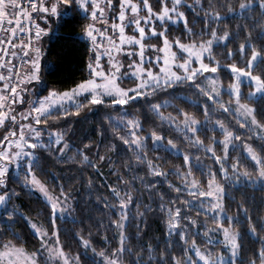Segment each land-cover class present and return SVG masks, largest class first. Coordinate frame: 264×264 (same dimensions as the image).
<instances>
[{"label":"snow or ice","instance_id":"6c2138e0","mask_svg":"<svg viewBox=\"0 0 264 264\" xmlns=\"http://www.w3.org/2000/svg\"><path fill=\"white\" fill-rule=\"evenodd\" d=\"M187 3L188 0H171L169 7L167 0H157L156 7L160 10L154 11L149 0H142V4L132 3V0H119V11L115 12L109 23V13L115 10L113 0H0V68L7 71V75L0 72V129H7V132L0 131V205H3L0 208V248L3 249L0 251V264H19L20 249L16 243L10 239H2L7 234L15 241L21 239L20 233L13 228L18 218L25 220L26 226L40 241L35 252L26 258L28 264H37V256L42 250H47L49 257H58L59 264H86L89 260L93 264H121L126 253L131 255L132 249L127 245L129 236L125 231L130 216L138 219L135 236L139 238V221L145 219V213L153 212L154 209L149 204L141 211V201L137 199L135 211L131 212L134 193L129 187V181L124 180L114 165H110V169L117 171V180L123 183L109 184L108 196L95 197V202L101 203L108 214L107 224L101 226L115 230L113 237L117 246L111 247L108 254L103 249L97 252L91 239H86L78 232L73 235L77 245L82 247L75 256L65 254L62 247L50 248L46 238L48 233L38 228L17 206L9 205V201L19 195L13 187L14 182L30 193L42 197L50 210V235L59 246L57 215L63 217L66 212H74L75 209L69 203L73 198L65 191L58 175L48 169L44 170L46 163L53 159L75 160L79 156L81 165L96 169L95 160L85 154L92 147L96 148L95 155L99 160L106 158L100 155L99 142L83 147L75 146V142L68 135L71 125L57 130L51 126L48 117L51 116L53 121L66 123L63 121L64 117L79 115L82 109L100 105L121 108L122 115H109L105 119L125 130V134H121L113 128L114 136L121 143L110 144L113 155H129L130 162L123 164L125 169L147 165V175L156 178L158 183H161L159 177L166 180L167 171H176L178 176L184 177L179 187L168 183V188L176 193L175 199L165 201L164 194L157 193L160 203L155 211H167V233L157 238L155 245L142 244L140 252L132 257L131 264H245V260L246 264H264V236L259 234L264 232V218H253L249 215L246 203L236 200L235 195L229 191L234 186L241 185L264 188V103L253 105L242 102L244 94L241 91V85L246 81L251 85L246 94L247 99L264 101V0H238L235 6L222 4L224 12L205 11L203 16L198 17L204 21L198 32L193 27H188L185 13L179 10ZM194 4L204 8L200 0H194ZM145 9L147 15L140 16V11ZM126 10H130L132 15H127ZM33 16L40 22L33 19ZM53 17H56L55 21H52ZM233 18L247 23H239L234 30H225L222 34H218L217 29L211 27L213 21ZM50 21L54 23L57 33L60 29H67L73 34V40L82 39L86 50L94 54L95 59H90L87 64L88 78L76 83L70 90H47L45 95H39L40 91L47 89L42 76L44 53L41 41L52 31L41 24H48ZM25 23L28 27H23ZM157 24L160 25L159 30ZM176 24L184 25L180 29L181 36L170 40L169 33ZM126 26H131L133 32H138V36L125 35ZM241 34L243 40L237 41L236 37ZM22 35L26 36L27 42L20 40ZM185 37L188 43L182 42ZM153 38L157 43H145ZM14 40L19 43H13ZM104 41L111 47H106ZM230 41L233 47L228 46ZM174 46L176 51L172 50ZM217 47L224 49L225 59L234 62L222 64L216 60L213 50ZM148 51L153 54L146 55ZM120 56H125L130 63L125 65ZM103 57H106V64L102 63ZM14 60L28 66L25 73L18 71ZM235 61H242L244 67H239ZM52 68L54 66L49 67V70ZM257 68L259 72L256 71ZM218 69H227L233 77L226 89L216 86L214 76ZM201 77H205L211 86L201 83ZM128 79L133 81V86L122 87L120 82ZM181 87L191 89L198 97L205 99L207 103L204 105H199V100L189 101L203 112V120H198L178 105H172L170 100L148 103L147 106L162 122L166 120L170 126L181 128L187 139L192 140L198 147H204L205 152L218 165L215 171L209 168L207 172L210 177L207 190L201 188L200 181L192 177V167L200 166L198 160H194L192 156L181 154L186 169L184 173L174 169L162 171L152 160L147 159L145 149L149 139L153 142V149L171 148L175 152H179V149L170 139L167 144H163L165 137L162 133L151 131L146 135H139L143 131V123L139 118H129L127 111L126 106L130 103H139L142 100L147 102L149 98L156 100L157 95L164 92L173 95L175 99L188 100V97L177 94V89ZM222 91H227L234 99L222 102ZM25 102L29 108L23 114H16L15 106H23ZM214 104L225 113L234 112L240 121V130L249 133L248 137H242L220 125L219 130L224 133L221 155H216L214 147L204 145L196 135L202 127L209 126L210 108ZM166 107H175L176 113L182 115L183 119L179 120L171 114L166 116L161 111ZM53 113L58 115H52ZM218 124L219 122H212L210 126L215 129ZM248 139L258 142V150L247 143ZM73 148L75 151L69 156L67 153ZM230 151H237L238 154L232 156ZM107 159H112V156ZM243 160L251 162L252 171L245 167ZM13 168L16 175L10 177V170ZM37 170L40 173L48 172L50 178L57 181L54 185L57 190L55 195L50 194L45 183L38 179ZM217 173L220 174L222 182L217 180ZM135 179L133 177L132 183ZM140 179L144 183L143 178ZM92 185V180L86 182L89 193ZM145 188L155 192L156 185L145 184ZM184 192L189 193V199L183 198ZM241 195L247 200L246 193L241 192ZM110 199L115 203L110 202ZM226 199L236 203L237 215H229L224 210ZM176 204L180 206L176 207ZM192 206L211 216L215 227L205 225L201 228L192 216L182 214V209ZM113 213L117 219H112ZM241 216L247 223L242 231H238L232 225L233 222L241 223ZM225 220L228 222L227 226L223 222ZM189 225L196 227L190 228ZM248 234L259 240L260 247H252L251 255L245 257L241 255L242 236ZM189 235L193 237L191 241ZM197 236L206 241L208 247L202 250L196 243ZM103 239L109 245L113 242L106 234ZM160 240L164 241L162 251L157 250L160 248ZM216 245L221 246L223 251L216 250ZM89 249L92 252L91 257L88 256ZM177 251L180 253L179 257ZM81 255L85 257L84 262L80 260ZM94 257H99L100 260L96 261Z\"/></svg>","mask_w":264,"mask_h":264},{"label":"trees","instance_id":"16d2710c","mask_svg":"<svg viewBox=\"0 0 264 264\" xmlns=\"http://www.w3.org/2000/svg\"><path fill=\"white\" fill-rule=\"evenodd\" d=\"M118 7L119 0H113ZM142 2V0H135ZM150 5L153 6L154 11H159L160 9L156 7L157 0H149ZM169 7H171V0H167ZM200 3L204 5V8L201 9L199 6L194 4V0H188L187 5H182L180 11L185 13V16L188 20V27H193L197 32L201 29L204 21L198 17L203 16L205 11H220L224 12V8L221 7L224 3H229L235 6L238 3V0H200ZM209 4L211 8H209ZM56 17L52 18V21H55ZM37 22H40L36 17ZM50 21L48 24H41L42 27H49L51 31L50 35H46L42 38L41 44L43 48L44 56L42 57V76L44 83L47 85V89H53L57 92H62L64 90L71 89L73 85L79 83L80 81L88 78V69L87 64L89 60H92L93 54H90L86 48L85 44L82 41H76L72 39V33L68 32L67 29H60L57 33L54 23ZM247 23L238 19H225L221 21H213L211 24L212 28H216L218 34H222L223 31L229 30L232 31L235 29V26L239 23ZM158 30L160 25H156ZM183 24H176L173 27V30L169 33V39L181 36L180 29L183 27ZM171 27V24H170ZM79 31V29H76ZM210 31V30H209ZM255 35V33H253ZM59 37V38H58ZM207 38V37H204ZM243 34L236 37L237 41L243 40ZM200 39V37H197ZM152 40H156L153 38ZM182 42L188 43V39L185 37ZM229 47H233V43L230 41L228 44ZM214 55L216 60L220 61L222 64L233 63V60L225 59L223 57L224 49L222 47L214 48ZM239 67H244L242 61H235ZM54 66L52 70H49V67ZM259 72V68L256 69ZM218 74L221 81L225 86H228L232 81L233 77L229 75L227 69H218ZM204 77H201L200 82L203 83ZM130 82V81H126ZM125 84V81L122 82ZM244 91L242 100L249 104L264 103V101L249 100L246 96V89L251 87V85L245 83L243 84ZM178 95H183L188 97V100H179L175 99L173 95H170L168 92L159 94L156 97V100L149 98L147 102L139 103H130L127 105V111L129 112V118H139L143 123V131L140 132V135H146L151 131H156L157 133H162L165 137L163 144H167L168 140H172L173 145L179 149V152L173 151L171 148L168 150L163 147H157L153 149L151 139L148 140V147L145 149L147 153V159L152 160L155 165H157L162 171L167 170H177L180 173L186 171L182 163V153L188 154L198 160L199 167H192V177L200 181L201 188L207 190V181L210 177L207 175L209 168L215 171L218 168V165L213 161V159L205 152L204 147L197 146L192 140H189L185 137V133L181 128L170 126L168 122L161 121L158 116L153 114L148 108V103H156L157 101L170 100L172 105H178L180 108L184 109L188 113L194 115L198 120L204 119V114L200 108L189 101L199 100V105H204L207 102L204 98L198 97L195 92L191 89L178 88ZM222 102H227L233 100V97L229 96L228 92L225 91L222 93ZM161 111L167 116L171 114L176 116L179 120L183 119L182 115H178L175 111V107H166L162 108ZM52 115H58L53 113ZM118 117L122 115L120 107H110V106H93L90 109H82L79 115L64 117L63 122L53 121L51 116L48 117L52 127L59 129L67 128L68 125H71V129L68 132V135L71 137V141L75 142V146L83 147L84 145H95L100 143V155L105 156V160H99L95 155L96 148L92 147L90 152H85L86 155H89L90 158L94 159L97 167L96 169L91 168L90 166L81 165L79 163V156L75 160H57L53 159L46 163L45 171L48 169L49 172L56 173L59 177V181L64 184L65 191L69 192L75 202V211L71 217H61L57 215L56 218V230L59 235V244L65 252L70 255H76L81 251L82 246H78L76 243V237L74 233H80L85 236L86 239L90 238L92 246L96 248L97 252L101 249L105 251V254L110 252L111 247H116V241L113 237L114 229H106L101 225H106L108 222L107 213L103 205L99 202H95V197L97 196H108L110 194V189L107 185L109 184H122L123 181L117 180V171L111 170L110 165H114L115 169L119 170V174L123 176L124 180L129 181V187L134 193L133 203L130 206L131 212L135 211L136 200L141 201L140 208L141 211L144 210L145 205L151 204L154 209L153 212L145 213V219L140 220L141 226V235L139 238L135 236L137 228L135 225L138 223L137 218L130 216L129 223L125 228L126 233L129 238L127 240V245L132 249L131 255L125 254L123 257L124 264H131L132 257L136 253L140 252L141 246L144 243H151L155 245L157 243V238H160L162 235L167 233V222L168 216L167 211L163 213L155 211L156 206L159 205L160 200L157 196V193H163L165 201L173 200L176 198V193L174 190L168 188V183L176 185L177 187L181 186V181L184 179L183 175H177L176 171H167L166 180L164 177H159L161 183H158L156 178H150L147 175V165H144L139 168H133L131 170L125 169L123 167L124 163L130 162L129 155L122 153H117L113 155V151L110 147V144L116 143L120 144L118 137L114 136L112 131L113 128H116L121 134H125V130L119 128L118 125L114 124L112 121L105 119L107 116ZM209 126L202 127L196 135L200 138L204 145H212L214 147L216 155H221L223 153V138L224 133L219 130V126L223 125L228 131L235 132L237 135L242 137H248L249 133L241 131L239 128L240 121L237 119V116L234 112L225 113L220 110L218 105H212L210 108L209 114ZM212 122H219L217 128H211ZM103 133V135H101ZM90 138V139H89ZM215 138V139H213ZM216 141H220L217 143ZM247 143L253 145L254 148L258 150V142L252 139H248ZM75 148L68 151V155L71 156ZM237 151H230V155L236 156ZM109 156H112V159H107ZM242 163L248 168L249 171H252L251 162L248 160H243ZM16 173L14 169L10 170V177H15ZM37 177H39L43 182L47 184L49 189L56 193V188L54 185L57 183L56 180L50 178L48 172L40 173L37 170ZM133 177H136L135 182L132 183ZM143 178L144 183H141ZM88 180L93 181L92 191L89 193L86 187V182ZM217 180L222 182L220 174L217 173ZM145 184L156 185L155 192L149 191L145 188ZM15 191L19 194L17 198H13L9 201V205L17 206L26 217L36 220L41 225L45 226L48 230L50 228L49 209L48 206L42 201V197L36 193H30L29 191L20 187L19 184L13 183ZM124 191V189H121ZM233 195H235L236 200L244 201L249 207V215L253 218L259 217L264 218V188L258 186L249 185L245 186H234L229 189ZM241 192L247 194V200L241 195ZM182 196L185 200L189 199V193L184 192ZM110 202L115 203V201ZM224 210L229 215H237V205L231 200H225ZM176 207H179L180 204H176ZM182 214L185 216H192L194 220L197 221V225L203 228L205 225L208 227H215L214 220L211 216L206 215L203 212H200L195 206L190 208L182 209ZM112 219H117L115 213L112 214ZM227 226L228 222L223 221ZM246 221L243 220L241 216V223L233 222V228L238 231H242L246 227ZM190 228L196 227L189 225ZM21 236L19 241L7 234L2 239L13 240L16 245L23 247L27 252H35L39 247L40 241L36 238L35 234L30 228L26 226V222L23 218H18V221L13 224ZM89 233L91 236L89 237ZM108 236L110 241H113L109 245L104 239V235ZM261 236H264V232L259 233ZM216 235V234H214ZM222 237V234H219ZM192 235H189V240L191 241ZM175 239V237H174ZM197 245L203 250L205 247H208L206 241L202 240L199 236L195 237ZM164 241L160 240V248L158 251L163 250ZM243 248L241 251L242 256H250L252 247L259 248L260 242L251 234L242 236ZM216 250L223 251V248L219 245L214 246ZM176 251V249H174ZM179 257L180 253L176 252ZM88 256H92L91 249L88 250ZM82 262L85 261L83 255L80 256ZM94 260L99 261V257H94ZM86 264H93V261L89 260ZM246 264V260H245Z\"/></svg>","mask_w":264,"mask_h":264},{"label":"rangeland","instance_id":"374dc122","mask_svg":"<svg viewBox=\"0 0 264 264\" xmlns=\"http://www.w3.org/2000/svg\"><path fill=\"white\" fill-rule=\"evenodd\" d=\"M132 3L142 4V2L140 3V2L135 1V0H132ZM113 4L115 5V10H114V12L109 13V23H111V21H112V17L115 15V12H118V11H119V4H118V7H116V4H115L114 1H113ZM126 13H127V15H132L131 12H130V10H126ZM139 14H140V16L147 15V11H146V9H145V10H141ZM117 22H119V21L117 20ZM141 24H143V21H141ZM156 27H157V26H156ZM146 31H147V28H146ZM125 35H137V36H138V32H133L131 26H126V27H125ZM145 43L152 44V43H157V41H156V40H152V39H150V40H146ZM184 43H185V42H184ZM104 44H105L106 47H111V45H109L107 41H104ZM172 50H173V51H176L175 46L173 47ZM42 52H43V48H42ZM152 54H153V53H152L151 51L146 52V55H152ZM119 58H120V60H121L125 65H127V64L130 63V61H129L125 56H120ZM94 59H95V57H94V54H93V56H92V60L94 61ZM106 62H107L106 57H103V58H102V63H105V64H106ZM205 62H208V61H205ZM27 67H28V66L26 65V66H25V69H23V70H24L23 73L26 72ZM145 67H147V66H145ZM105 70H106V69H105ZM123 70L126 71L127 69H123ZM153 70H154V71H158L157 68H153ZM23 73H22V74H23ZM214 79H215V81H216V86H217L218 88L222 86L223 88L226 89V88L228 87V86H225V85L223 84V82L221 81L220 76H219L218 73L214 76ZM124 81H125V84H126V85L122 84L123 81L120 82V84H121L122 87L131 88V87L133 86V81H132L131 79L124 80ZM126 81H130V82H126ZM245 83H247V82L245 81L243 84H245ZM203 84L208 85L209 87L211 86V85H210V82H209L205 77H204ZM243 84L241 85V91H242V93H243V91H244ZM247 84H248V83H247ZM250 88H251V87H250ZM250 88L248 87V88L246 89V92H245L246 94L248 93V91L250 90ZM48 90H53V89H48ZM68 90H70V89H68ZM46 92H47V90H46V91H40V92H39V95H45ZM223 92H225V91H222V92L220 93L221 99L223 98V97H222V93H223ZM233 99H234V98H233ZM229 101H230V100H229ZM242 102H245V101L242 100ZM246 103H247V102H246ZM248 104H249V103H248ZM233 107H235V105H233ZM28 108H29V105L27 104V102H25V103L23 104V106L16 105L14 110H15V113H16V114H23L24 110H25V109H28ZM9 127H12V126L9 125ZM0 131L7 132V129H0ZM138 134L140 135V132H139ZM13 169H14V168H13ZM14 170H15V169H14ZM38 179H40V178L38 177ZM40 181H41L42 183H45V182H43L41 179H40ZM45 185H46V187H47V189H48V191H49L50 194H52V195H55V194H56L55 192H53V191H51V190L49 189V187L47 186L46 183H45ZM69 203L72 205L73 208L75 207V202H74L73 199L70 200ZM0 208H3V205H0ZM72 215H73V212H66L65 215H64L63 217H71ZM30 219H31V218H30ZM31 221H32L33 223H36V224H37V227H38V228H41L45 233H48V236H47L46 238L48 239V246H49L50 248L61 247L60 244H59V246L56 244V242H55V238H54V237H51V235H50L51 231H50V230H48L45 226L41 225L39 222H37V221L34 220V219H31ZM16 246L20 249V254H19V264H28L26 258L30 256L31 252H27V251H26L23 247H21V246H18V245H16ZM2 250H3V249L0 248V251H2ZM63 251H64V250H63ZM32 253H33V252H32ZM64 253L67 254V255H70V254H68V253L65 252V251H64ZM70 256H74V255H70ZM46 260H47V264H59V258H58V257H49V253H48V251H47V250H42V251L38 254V256H37V264H45ZM121 264H124L123 260L121 261Z\"/></svg>","mask_w":264,"mask_h":264},{"label":"built area","instance_id":"2783aa9c","mask_svg":"<svg viewBox=\"0 0 264 264\" xmlns=\"http://www.w3.org/2000/svg\"><path fill=\"white\" fill-rule=\"evenodd\" d=\"M33 19H35V16H33ZM23 27H28V25L25 23L23 25ZM20 40H24L25 42H27V38L24 35H22L20 37ZM13 43H15V42L13 41ZM13 63L18 65V71L22 74L23 69H24V67H25L26 64L20 63L19 60H14ZM0 72H2L4 75H7V71L5 69H3V68H0ZM8 91L10 92L11 89H9Z\"/></svg>","mask_w":264,"mask_h":264}]
</instances>
